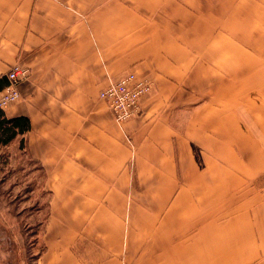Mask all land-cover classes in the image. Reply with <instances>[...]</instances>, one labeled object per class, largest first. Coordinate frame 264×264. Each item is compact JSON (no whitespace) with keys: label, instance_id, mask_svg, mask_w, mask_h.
<instances>
[{"label":"crops","instance_id":"0c3cea01","mask_svg":"<svg viewBox=\"0 0 264 264\" xmlns=\"http://www.w3.org/2000/svg\"><path fill=\"white\" fill-rule=\"evenodd\" d=\"M233 1L239 21L264 32V0ZM228 7L229 0H0V76L14 63L30 70L18 101L3 110L28 117L25 149L52 196L68 200L62 228L75 230L83 248L78 259L74 238L61 241L62 251L41 264H264V114L257 110L249 127L251 157L243 113L222 99L228 79L212 73L229 61L230 33L244 36L236 24L229 29ZM230 48L259 70V45ZM198 62L207 71L196 82ZM128 71L153 88L139 114L119 124L99 91ZM196 86L221 99H198Z\"/></svg>","mask_w":264,"mask_h":264},{"label":"rangeland","instance_id":"374dc122","mask_svg":"<svg viewBox=\"0 0 264 264\" xmlns=\"http://www.w3.org/2000/svg\"><path fill=\"white\" fill-rule=\"evenodd\" d=\"M246 7L250 8L246 5L244 9ZM227 13L230 19L229 29H233L236 24L244 35L242 38H237L230 33V47L243 40L246 48L259 45L261 49H264V32L254 33L251 21L247 22L248 20L244 19L239 21L241 12L233 0H229ZM232 20H235L234 23L231 22ZM230 47L229 61L225 67L214 66L212 73L214 78L228 79L226 97L222 96V99L227 100L230 110L232 108L243 113L241 124L245 129L244 141L252 157L253 134L249 127L253 124L254 113L257 110L260 109L264 114V53L260 55L262 61L260 68L256 70V67L255 69L251 68L256 64L243 63L239 60L242 54ZM196 56L197 60L201 58L199 54ZM247 57L251 61V56L246 54ZM201 65L198 62L193 71L194 75L195 71L197 73V76H194V79H197L196 82L203 79L207 71L201 69ZM258 81L262 99L260 104L257 102L256 95ZM206 90L205 86H196L194 93L198 99L210 95L218 96V99H221L218 92ZM260 127L264 128V119L260 120ZM215 136L219 137V135ZM235 136L234 134L233 137ZM206 137L208 136H205L204 144L208 142ZM260 140L262 141L260 155L264 161V133L260 134ZM250 168V166L244 167L246 175ZM261 170V183L263 184L264 165H261ZM52 194H54L53 191L44 183L42 168L29 157L24 148L19 147L17 140L16 144L11 143L7 147L0 148V264H41L39 261L52 249L55 248L57 252H61V241L65 242L70 238H74L72 245L69 244L71 245L69 246L71 254L78 259L83 254V248L78 246L77 232L75 230L73 232L68 227L62 228L63 224L67 223L65 212L69 209L68 200L52 196ZM67 229L69 231H65Z\"/></svg>","mask_w":264,"mask_h":264},{"label":"built area","instance_id":"2783aa9c","mask_svg":"<svg viewBox=\"0 0 264 264\" xmlns=\"http://www.w3.org/2000/svg\"><path fill=\"white\" fill-rule=\"evenodd\" d=\"M30 70L19 63L12 64L5 73L7 84L0 90V108L14 103L20 97L18 85L28 79ZM152 82L133 71L109 77L99 91L113 119L121 124L140 112V98L152 90Z\"/></svg>","mask_w":264,"mask_h":264},{"label":"trees","instance_id":"16d2710c","mask_svg":"<svg viewBox=\"0 0 264 264\" xmlns=\"http://www.w3.org/2000/svg\"><path fill=\"white\" fill-rule=\"evenodd\" d=\"M7 84L5 75L0 76V90ZM30 129V122L27 116L17 115L9 117L3 108H0V148L7 147L14 139H17L19 147L25 152V133Z\"/></svg>","mask_w":264,"mask_h":264}]
</instances>
